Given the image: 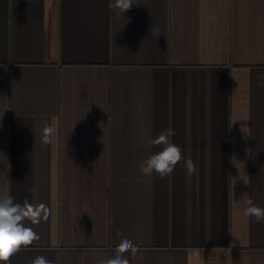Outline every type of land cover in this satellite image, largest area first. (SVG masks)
Returning <instances> with one entry per match:
<instances>
[{"label": "crops", "instance_id": "obj_1", "mask_svg": "<svg viewBox=\"0 0 264 264\" xmlns=\"http://www.w3.org/2000/svg\"><path fill=\"white\" fill-rule=\"evenodd\" d=\"M111 3L0 0V198L46 208L8 264H264V0ZM168 129L190 177L141 173Z\"/></svg>", "mask_w": 264, "mask_h": 264}, {"label": "clouds", "instance_id": "obj_2", "mask_svg": "<svg viewBox=\"0 0 264 264\" xmlns=\"http://www.w3.org/2000/svg\"><path fill=\"white\" fill-rule=\"evenodd\" d=\"M133 0H112L110 8L114 9L118 15L124 16L133 5ZM53 128L45 125L43 128L42 143H50ZM175 133L171 130L161 132L155 139L148 141L149 146L164 145L158 153L149 155L141 164V173L151 176L153 173L159 174L161 178L170 175L177 163L184 160L186 174L190 177L197 172V167L191 158L184 159L181 148L170 142L169 137ZM246 183V182H245ZM248 207L244 210L246 217H255L257 222L264 221V209L253 204L248 193L242 195ZM45 205H33L27 201L23 204L15 203L14 198L5 196L0 198V264H8L11 256L21 247L31 245L39 239L33 228L25 225V221L30 220L32 224L40 223L41 213L45 211ZM122 237L115 249V256L111 259L101 261V264H130L129 259L124 255L131 252L133 256L137 254V247L134 243L124 237L122 232L118 233ZM31 264H51L43 256H38L31 261ZM79 264H87L84 257L80 258Z\"/></svg>", "mask_w": 264, "mask_h": 264}]
</instances>
